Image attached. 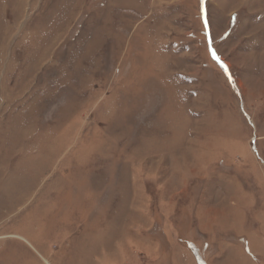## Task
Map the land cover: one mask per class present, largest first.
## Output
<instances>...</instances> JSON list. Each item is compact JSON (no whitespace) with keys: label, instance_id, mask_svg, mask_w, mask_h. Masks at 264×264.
Segmentation results:
<instances>
[{"label":"rangeland","instance_id":"1","mask_svg":"<svg viewBox=\"0 0 264 264\" xmlns=\"http://www.w3.org/2000/svg\"><path fill=\"white\" fill-rule=\"evenodd\" d=\"M0 264H264V0H0Z\"/></svg>","mask_w":264,"mask_h":264},{"label":"snow or ice","instance_id":"2","mask_svg":"<svg viewBox=\"0 0 264 264\" xmlns=\"http://www.w3.org/2000/svg\"><path fill=\"white\" fill-rule=\"evenodd\" d=\"M205 27L206 28L208 27V21L207 20L205 21ZM213 55L215 56V53H213Z\"/></svg>","mask_w":264,"mask_h":264}]
</instances>
